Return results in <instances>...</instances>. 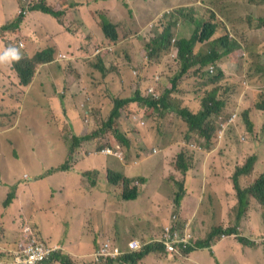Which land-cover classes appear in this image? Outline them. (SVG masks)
<instances>
[{"label": "rangeland", "instance_id": "rangeland-1", "mask_svg": "<svg viewBox=\"0 0 264 264\" xmlns=\"http://www.w3.org/2000/svg\"><path fill=\"white\" fill-rule=\"evenodd\" d=\"M14 1L0 0V28L11 23L19 15V11L24 5H28V8L18 29L0 31V45L19 47L23 56L28 58L34 56L35 50L53 48V51L52 61L39 65V67H44V71L37 68L34 88L21 90L26 101L24 111L22 109L24 103L20 104L21 109L18 108L16 112L0 109V176L3 179L20 177V183L31 181L25 179L24 176L27 175L28 178L33 179L40 172L34 170L37 165L35 157H43L49 151L52 152V155L46 158L48 161L52 160L51 164L55 167L72 162L71 156H65V152L72 143V137L76 133L83 135L86 129L78 132L76 126L65 125L61 121L62 108L56 109L53 106L50 109L45 101L47 105H42V108L38 110L29 102L34 99L35 94L36 99L43 98L38 90L41 82L47 77L50 78L49 88L53 97L71 104V109L79 111V115H89V117H93L95 124L97 123L95 130L92 127L89 129L91 133L96 131L97 137L92 143L85 142L79 148L78 145L75 146V143L72 144V147L75 146V153L81 148L85 149L84 153L89 155L91 151L100 149L104 144L108 146L119 144L126 155V162L122 163L131 167V160L135 159L134 161L139 164L134 169H127L126 174L136 176L129 179L139 182L138 189L141 196L133 200H124L119 190L110 186L108 191L95 190L91 196L85 195L86 191L78 187L79 176L74 175L70 179L56 174L52 179L36 181L37 186L34 192L28 193L30 200L45 202L48 197H55L56 206L51 207H72L73 205L76 207H104L97 210V220L99 223H105L106 232H111V235H106L105 239L113 241L121 250H125L126 242L132 239L137 238L149 243L157 238L163 226L169 222L174 213H177L181 219L191 220L190 226H185L188 230L192 229V226L198 227L196 229L198 240L205 239L211 232L210 229L218 224L231 228L233 224L229 225V216L235 215L233 207L237 205V197L230 177L237 165L245 164L251 156L254 158L251 173L239 178L238 183L242 189L248 188L259 173L264 172V114L256 109L258 103L264 98V30L258 34L264 25V0H214L210 2L212 11L209 13L208 20H212L215 24L222 20L226 24V28H221L226 34L219 32V35H231L233 38L230 39L237 42L239 50L248 49L255 55L251 63L247 65L256 79L254 85L249 84V88L243 85L244 79L247 78L248 68L242 64L238 65L239 61H230L228 64L222 65L221 69L213 70L212 74H208L209 66L204 68L198 66L179 76L181 66L178 55L176 57L175 48L171 47L168 52L160 55H150L149 52L143 51L145 48L143 42L145 36L143 35L148 36L155 26L157 27L152 31L155 36L161 33L164 28L172 27V43L180 38L190 37L194 32V26L189 24L185 18L193 9V6L189 4L198 0H94L90 2L91 7L106 6L104 11L95 10L93 12L92 20L95 24L99 27L98 13L104 14L112 11L117 21L115 25L119 36L118 40L124 42V39H128V42H125L123 48L118 46L119 41L111 43L103 39L104 33L100 26L97 30L100 36L90 33L83 39L78 38V43L75 44L59 39L58 44L61 51L64 52L57 51L56 45L52 41V35L56 29L61 28L60 24L64 26L67 24V20L62 18L65 11L68 10V6L72 8L83 5L87 0H49V2L46 0H16L17 5L13 6V3H16ZM42 1L45 4L50 3L51 9L54 8V11H60L63 15L57 20L42 13L29 14V9ZM56 4L61 6L57 7ZM138 9H140V18L132 20L129 10ZM148 14L149 17H147ZM160 14H162L161 19L153 21L156 15ZM76 17V14H73L69 20V26L73 30L77 29L74 23L78 22ZM195 17L197 18V16ZM132 21L137 22L138 28L132 27ZM45 32L46 35H42ZM126 35L132 36V39L125 38ZM20 43L23 44V48L20 47ZM108 44L113 46V55L111 60L107 61L106 67L116 79L112 81L111 75L108 74L107 81L102 82L99 75L91 76L96 68L89 66V59L90 63L98 62V55L95 56L96 58H92L91 55L97 48L100 52L102 50V53H105ZM207 48L208 44L196 47V49L204 51ZM241 55L244 56V53ZM62 56H66V59L62 60ZM212 66L215 68V65ZM9 69V65L0 66V76H4L6 87L15 90L16 85L8 84L7 72ZM10 76L18 81L12 70ZM217 77H219V81L212 84L211 81ZM155 81H159L161 84L159 87L161 95L171 89V84H175V89L171 94L172 99H176L181 107L188 108L193 113L201 110V101L205 98L203 97L205 92L218 86V99L225 103V107L218 116H213L211 121L217 123V118L224 119L231 110L237 108L240 100L242 108L236 112L237 126L227 127L221 144H218L215 138L216 131L211 133L209 143L207 141L202 143L205 139L198 134H191L194 135V140L189 142L188 125L176 111L168 110L160 115L159 110L144 104L142 106L141 103H130L119 110V117L114 120L111 129L106 128L105 132L100 131L99 127L106 123L113 108L114 99L142 95L144 90L141 89ZM44 86L47 85L44 84ZM82 96L85 97V103L79 106V103L84 101ZM148 111H151V114ZM134 112L138 113L132 114ZM141 112L143 117L139 115ZM131 114L135 115L139 121L145 122V126L141 127L137 125L138 121H132ZM45 115L55 116L58 124L43 125L46 123L41 118ZM245 120L249 122L246 123ZM220 122L223 121L220 120ZM29 128L36 132L34 136L27 132ZM120 136L128 141L127 146L123 145L119 139ZM4 141L10 145L13 143L12 147H9V144ZM48 142L51 144L49 145ZM34 144L37 146V150L31 152L30 147ZM197 144L204 149L200 150V146ZM154 148L158 150L157 154L152 153ZM13 152L14 155H12ZM36 153L39 154L36 156ZM181 153L184 154L188 168H190L186 173L178 168V157ZM81 156L83 157L82 154ZM112 161L117 164L116 160L112 159ZM106 165L107 162L104 159L87 157L84 159V163L78 165V168L94 167L98 169V174H104L102 168H105ZM109 172L120 173L124 176L120 168L116 166L105 170L106 175ZM199 180L203 190L199 195L201 204L197 208L188 209L185 212L183 209L176 208L174 201L182 188V183L185 184L187 190L191 189L192 184L197 189ZM212 183L217 186L214 188ZM59 185L63 187L62 195L57 193L56 186ZM205 185L209 187H205L204 190ZM118 186L122 191V184L119 183ZM227 189L231 204L235 203L236 205L230 208L212 206L207 195L223 199V194L220 193L226 192ZM193 191L196 196L198 190ZM25 198H27V194H25ZM9 199L13 200L12 197ZM188 204L184 207H194L193 204L196 205L195 198L188 200ZM0 207H2V203ZM251 207L253 208L250 212ZM228 208L229 212L226 213ZM203 209L215 212L206 213L205 210V215H203ZM218 209H222L221 212L217 211ZM249 210L242 220H239V226L236 229L237 233L241 234L238 228L244 226V235L251 241L255 240L258 247L255 249L244 248L246 246L240 245L235 236L219 235L213 239L209 246L212 250L214 243L225 240L219 243L220 248L215 250L218 258L214 256L213 259L217 264H233L235 256L243 264H264V207L253 203ZM38 214L35 212L29 217L22 215L19 221L22 226L19 225L13 233L0 229V242L9 238V242L12 244L13 241L18 240L23 225H29L34 235L40 238L37 225L32 224L29 219ZM247 217L249 220L247 219L248 223L245 226ZM113 219H116V222L112 223ZM200 222H203L202 226ZM21 241L23 240L21 239ZM197 252L194 260L189 256L179 258V260L169 256L166 258L167 254L164 252L159 254L153 252L147 256L146 260L139 258L138 264H215L208 250H197ZM88 258L83 264H92L91 257ZM71 262L76 263V261ZM130 264L132 263L130 262Z\"/></svg>", "mask_w": 264, "mask_h": 264}, {"label": "trees", "instance_id": "trees-1", "mask_svg": "<svg viewBox=\"0 0 264 264\" xmlns=\"http://www.w3.org/2000/svg\"><path fill=\"white\" fill-rule=\"evenodd\" d=\"M210 2L212 1L210 0L194 1L193 5H191L193 6V9L191 10L189 14L186 15L185 20L188 21L189 24L194 26V32L189 38H180L176 42V47L178 48V58H179L180 65H181V72L179 76L185 74L187 71L195 67L197 64L201 68H204L208 65H215L214 70L215 69L219 70L221 69L222 65L228 64V62L230 61H233V62L239 61L238 65L242 64V65H245V67H247V65H249L251 63V60L255 57L254 53L252 51H249L248 49L239 50L237 47V42L235 40L230 39V38H233L231 35H228V34L219 35V32L226 34V32L223 31L224 29H221V28H226V24L222 20L217 21L216 24L212 20H208L209 13L211 11ZM30 11H41L43 13L52 15L55 18H59V16L61 15V12L53 11L50 7L46 6L44 2L33 5L30 8ZM104 15L105 14L98 13V16H101V23L99 24L102 28V31L105 34V37L110 42H116L118 39L117 27L115 24L108 22ZM131 15L133 14L131 13ZM195 16H197V18ZM134 18L135 17H132V20ZM132 27L134 29L138 28L136 21H132ZM261 29L262 30L258 32V34L263 32L264 25L261 27ZM152 31L153 30H151V33L148 34V36L146 34L143 35L145 36L143 38V41L145 42L148 41L149 43L147 45V50L150 52V55H153V54L160 55L161 53L168 52L169 49L172 47V43H171L172 42L171 41L172 27H168L167 29L159 33L157 36H155L152 33ZM126 37L130 38L132 36L126 35L125 38ZM205 44H208V48L205 51L202 49H196L197 46H203ZM52 51H53V48L42 49L39 52H37L36 50V52L33 54L34 55L33 57L31 58L24 57V59L20 60L19 63H15L14 65H11V70L14 72L18 80V81L14 80L13 84L16 85V87L18 84L19 88L17 92L13 88L12 89L9 88L8 93H6L5 97H3L2 99L3 103L6 102L8 98H10L13 101V107H14L15 112L19 108L21 103H24V105H26L24 96H22L23 91L21 90L25 87H28L32 83L36 75V70L39 67V65L52 61ZM242 53H244V56L241 55ZM97 55L99 58L98 62L95 61L94 63H90L91 60L89 59V64H90L89 66H93L96 68V71L91 73V76L97 77L99 75L102 78V82H106L107 75L110 74L112 81H115L116 77L113 74H111L109 69L106 67L107 61L111 59L106 58L104 60V58L106 57V52L105 53L100 52ZM95 56L93 57L96 58ZM247 68L248 70L246 73L247 74L246 77H248V82L249 84L254 85L256 81L255 75L249 69V67ZM218 81H219V77L213 79L211 83L215 84ZM34 85H35V82L32 88H34ZM160 85L161 84H157L158 92H159ZM171 86H172L171 89L166 91L163 95L159 93L161 96L157 100L143 99L139 96V94H137V96L134 95L127 99H120V98L114 99L113 108L109 114V117L106 123H104L102 126L99 127L100 131L105 132L106 128L111 129L114 120L119 117V110L123 109L122 107L129 104L130 102L137 101L152 109L159 110L160 115L168 110L176 111L179 114V116L188 125V129H187L188 135H189L188 140H191L194 138V135H191V134H198L200 137L202 138L206 137V140H209L211 138V133H214L215 131H217V127H210V128H206L202 130L200 127L202 123L204 122V111L206 113H214L215 116H218L219 113L225 107V103H223L222 100L218 99L219 87L215 86L205 92L203 96L205 98L201 101L204 111L196 115H193L188 111V109L181 107L179 102L176 99H172L171 94L175 89V84L173 85L171 84ZM45 87L46 86H44V84L41 83L39 90L36 89L39 91V94L42 95L43 98L36 99V94H35V97L33 99L35 100L36 104H40V106L48 104V103L47 104L45 103V101L48 102V95H47V92L45 91ZM89 88H94V87H89ZM36 90H33V91L36 92ZM33 100L29 102L33 104ZM257 108L264 113V98L261 99V101L258 103ZM148 112L149 114H151V111H148ZM45 113L47 114L46 110H45ZM230 113L227 116H225V118H227L230 115ZM245 122L247 123L249 121L245 120ZM214 124L216 123L214 122ZM92 137H97L96 131L93 133L87 134L84 137H78V136L72 137V143H70L71 146L67 148L65 152V156L74 154L76 151L74 148L75 146L80 144L83 140H88ZM123 139L124 138L122 137V139L120 140H122L126 144V142ZM74 143L76 145L72 147V144ZM178 162H179L178 168L182 172L186 173L189 166L186 163L185 156L183 153L179 155ZM253 162H254V158H252V156L249 157L246 160L245 164L237 165L233 175L230 177V182L232 183L233 188L236 191V197H237V205L234 203L232 206H229V207H233L234 205H236L235 207H233L235 215L229 216L230 217L229 225L230 224H233V225H231V228H227L221 224H218L214 228L210 229L211 232L205 239L195 242L197 249L201 250V249L209 248L213 239L215 237H218L219 235L237 234L236 227L239 226V220H242L246 212L249 210V207L253 203H258L262 207H264V172L259 173L257 178L254 180V182L251 183V185L248 188L242 189L238 183L239 178L241 176L251 173L252 168H253ZM69 170H70L69 164L64 163L56 168L49 170L47 174L50 175L55 172H60V171L65 172ZM86 173L87 174H84V180H86L87 175H88L91 181V178L89 176L90 171H86ZM108 176L112 182L113 181L117 182L119 180L124 182L125 184V190H124L125 196L124 197L126 199L133 198L134 195L137 194L136 188H133V190L128 189V184L130 181L128 178L121 176L117 173H112V172H109ZM184 193H185V189H184V186L182 185V188L180 192L177 193L176 195L177 197L174 201L176 207H178V205L179 206L181 205V200L184 196ZM207 196L212 206L215 207L217 205V207H223V204L221 203L220 200H218V198H216L215 196L213 198L209 194ZM9 197L14 198V194H11V196H8V200H10ZM7 204H8V201H6L5 206ZM72 207H76V206L73 205ZM240 241L244 242L242 239H240ZM155 251H158V254H159L163 252V249L159 246L158 250H155ZM147 253L148 252L145 250L135 257L129 258L128 256H126L125 258L122 259V262L127 263V261L130 260L132 264H136L139 261V258L146 255ZM55 258L56 260L60 262V264H72V262L67 256L56 255Z\"/></svg>", "mask_w": 264, "mask_h": 264}, {"label": "crops", "instance_id": "crops-1", "mask_svg": "<svg viewBox=\"0 0 264 264\" xmlns=\"http://www.w3.org/2000/svg\"><path fill=\"white\" fill-rule=\"evenodd\" d=\"M93 0H87L84 2V6L78 5L70 8L67 11L66 18H67V24L64 27L58 28L55 30L54 34L52 35V41L56 45L57 51H61L60 45L58 44V41H64L66 40V43H78V38H85L90 33H93L94 35H99L97 33V26H95L94 21L92 20V12L93 7L90 6V2ZM105 5L100 6V9L105 10ZM109 15L113 18H115V14L112 11H108ZM107 13V14H108ZM76 14V18L78 22H74L77 26L76 30H73L69 26V20L70 16ZM97 33V34H96ZM104 39V38H103ZM67 49H69V46L66 44ZM10 67V66H9ZM44 67H39V70H43ZM3 75L0 76V103L5 97V94L8 93L6 90L5 92V82L3 80ZM11 78L8 77V80ZM45 85V89H47V95H48V105L55 106L57 108H62L63 112L61 113V121L68 126H76L78 132H81L82 130H88L89 127L92 124V121H89V124H85L83 122V117H81L76 111L71 109V107L68 106V104H63L60 101L56 100L52 94L51 90L49 88L50 86V78L45 77L44 80L41 82ZM2 87V89H1ZM19 88V85L17 84V87H15V91L17 92ZM94 99V98H93ZM72 106L71 104H69ZM100 106V104H99ZM3 107L14 109L13 107V101L8 98L6 102L3 103ZM25 105L22 106V109L24 111ZM33 107L40 110L42 108L40 104H36L35 100H33ZM21 109V106H19ZM50 111V109H49ZM68 112H70L68 114ZM86 118L87 115H86ZM46 124L43 125H57V120H55V116L52 115H45L43 118H41ZM27 132L30 135H35L36 132L33 131L31 128L27 130ZM76 136L79 134H75ZM47 136V134H45ZM5 142V141H4ZM7 143V142H5ZM9 147H12V144ZM50 145L51 143L48 142ZM37 150V146L34 144L30 147L31 152H35ZM12 154V153H11ZM15 153L13 152L12 155ZM39 153H36V156ZM83 155V149H79L75 154V166L84 163V159L81 156ZM52 152L49 151L45 153L43 157H35V160H37L36 169L40 172L37 176H35L33 179L30 177L29 182L26 183H20L18 178H9V179H3L0 176V204L2 203V207H0V229L1 231L7 230L8 233H13L14 230L20 225L19 219L22 218V215H27L29 217L30 214L38 212V215H33L29 219L31 220L32 224L35 226L37 225L40 233L42 234V237L47 239L49 242H52L53 245H62L63 251L60 253L63 255L68 256L72 261H76L78 263L76 264H82L86 263V260H88L89 256L91 257L92 253L96 251L99 247V245L105 240L106 235H111V232H106L105 223L104 222H98L97 220V210L104 207H51L56 206V203L54 201V197H48V199L45 200V202H35L29 199L28 193L34 192L37 184L36 181H44L48 179H52L54 176H56V173L61 174L65 178L72 179V176L76 175L79 176L80 182L78 183V187L82 189H86V193L91 196L92 192L95 190L98 191H108L109 188L106 187L104 183V174H98L96 177V182L94 184L91 183V186H85L87 183L84 181L82 177H80V169L78 171L73 170V163L71 164V170L66 172H56L52 175H46L45 174L53 169V165L51 164L52 160L48 161L46 157H51ZM106 162H109V159H104ZM117 165V164H116ZM115 165V166H116ZM104 172L105 168H102ZM95 171H98V169L95 168ZM131 177V176H130ZM136 177V176H134ZM89 179V178H88ZM93 178H91V181ZM31 184V185H30ZM213 184V183H212ZM88 185V184H87ZM214 188L217 186L216 184H213ZM212 185V186H213ZM208 185H205L204 187H207ZM211 186V187H212ZM229 188V185H228ZM59 193L61 194L63 191L62 186H58ZM198 190L196 196H194V191ZM14 191V192H13ZM202 187L200 180L197 185V189L192 184V187L190 190H186L184 199L181 201L180 209H183L184 212L188 209H195L198 205L201 204V199L199 195L202 192ZM52 192V190H51ZM220 193V192H217ZM11 194H14L13 200H8V196H11ZM25 194H27V198H25ZM223 194V199H218L223 204V207H229L232 206L234 203L231 204V200L229 198L228 189L226 192L220 193ZM227 194V195H226ZM49 195H50V189H49ZM228 196V197H227ZM227 197V198H226ZM192 198H195L196 205L194 207H184V205L188 204V200H192ZM6 201H8V204L5 206ZM34 202V203H33ZM36 204V206H35ZM190 205V204H188ZM196 206V207H195ZM6 207V208H3ZM217 208V205L215 206ZM230 208V207H229ZM229 208L227 209L226 213H228ZM253 207H251L252 209ZM198 209H201V207H198ZM222 209H218L217 211L221 212ZM209 213L215 212L206 210ZM183 212V211H182ZM251 212V210H250ZM202 214L205 215L204 209L202 210ZM249 217L245 219L246 224L248 223ZM114 220H112V223ZM62 224V225H61ZM34 226V227H35ZM4 227V228H3ZM241 232L244 230L240 227ZM138 234H141L140 232H137ZM8 245V243H6ZM217 248H220V246L217 245V243H214L212 245V252L214 256H216L215 250ZM198 252L195 251L189 255L190 259H195L194 256ZM217 257V256H216ZM218 258V257H217ZM235 261L233 264H243L242 262H239L237 260V257L235 256ZM218 261V259H217ZM215 262V261H214ZM42 264H60L57 261L50 260L47 262H44ZM215 264H217L215 262ZM221 264V263H219Z\"/></svg>", "mask_w": 264, "mask_h": 264}, {"label": "clouds", "instance_id": "clouds-1", "mask_svg": "<svg viewBox=\"0 0 264 264\" xmlns=\"http://www.w3.org/2000/svg\"><path fill=\"white\" fill-rule=\"evenodd\" d=\"M16 1V0H15ZM14 1V2H15ZM47 2H49V0H46ZM94 1V0H93ZM210 1H214V0H210ZM42 2H44V1H42ZM42 2H39V3H42ZM45 3V2H44ZM48 4V3H47ZM46 4V6H48L49 7V5H50V3L47 5ZM17 5V1H16V3H13V6H16ZM57 5V7H60L61 5L60 4H56ZM190 6L191 5H193V4H189ZM82 6H84V4L82 5ZM100 6H102V5H100ZM100 6H98L97 8H95V7H93V12L95 11V10H102V11H104L103 9H100ZM181 6H185V5H181ZM27 8H28V5H24V7H22V9H20V13H19V15L11 22V23H8V24H6V25H3L1 28H0V31H3V32H6V31H14V30H16V29H18L19 28V26H20V24L22 23V20H23V16H24V14L26 13V11H27ZM68 9H69V7H68ZM53 11H54V8L52 9ZM68 11V10H67ZM67 11H65V15H64V17L62 18L63 20H67V18H66V14H67ZM140 9H138V10H129V12H130V15H131V13L133 14L132 15V17H135V18H139L140 17ZM211 11H212V9H211ZM35 12H37V13H42V14H45L46 16H51V17H53L52 15H49V14H46V13H43V12H41V11H30V9H29V14L30 13H35ZM55 12H60V11H55ZM93 12H92V14H93ZM28 14V15H29ZM105 15V18H106V20L108 21V22H110V23H112V24H115L117 21H116V18H113V17H111L110 15H109V13L107 14V13H104ZM63 15V13L61 12V15L60 16H62ZM59 16V17H60ZM149 17V16H148ZM161 17H162V14H160V15H156V17H155V19L153 20V21H155V20H158V19H161ZM53 18H55V17H53ZM93 18H94V16H93ZM98 18H99V23H101V16H98ZM55 19H59V18H55ZM62 20V21H63ZM29 21V20H28ZM153 21H151V22H153ZM30 22V21H29ZM95 23V22H94ZM56 24V23H55ZM57 25V24H56ZM63 26L64 27V25L63 24H60V26ZM61 26V27H62ZM95 26H97V30H98V28L100 27V24H99V27H98V25L97 24H95ZM157 26H155L154 28H152V30H154L155 28H156ZM76 28H77V26H76ZM165 29H167V28H164L162 31H164ZM99 33V32H98ZM42 35H46V32L45 33H42ZM118 38H119V36H118ZM189 38V37H188ZM104 39L105 40H108L106 37H105V34H104ZM130 39H132V37H130ZM172 39H173V37H171V41H172ZM125 41L123 42L122 40H118L117 39V41H119L120 42V44L118 45L119 47H125V46H123L124 44H125V42H128V39H124ZM109 41V40H108ZM116 41V42H117ZM174 41V40H173ZM110 42V41H109ZM144 43H145V48H143V51H145V52H149L148 50H147V45L149 44L148 43V41L147 42H145V41H143ZM176 40H175V42L174 43H172V48H175V50H176V52H175V54H176V57H177V55H178V48L176 47ZM111 43H115V42H111ZM103 44V43H102ZM130 44V43H129ZM132 45V44H131ZM175 45V46H174ZM20 47L21 48H23V44L22 43H20ZM0 49H2V50H0V66H3V65H9L10 66V69H9V72H7V74H8V77H10L11 79L10 80H8V84H13V82H14V79H12V77L10 76V73H11V65H14L15 63H19L20 62V60H22V59H24V56H23V54H22V52H21V50H20V48L19 47H15V46H11V45H8V46H3V45H0ZM101 50V49H100ZM123 50H126V49H123ZM38 52H39V50H37ZM112 51H113V46L112 45H110V44H108L107 45V47H106V58H109V59H111L112 58ZM127 51V50H126ZM34 52H36V50L34 51ZM95 53H93L92 54V57L93 56H95V55H97V54H99L100 53V51H99V48H97L96 49V51H94ZM101 52H102V50H101ZM128 52V51H127ZM150 53V52H149ZM61 59L62 60H64V59H66V56H62L61 57ZM73 60V59H72ZM104 60H105V58H104ZM178 60H179V58H178ZM219 61V60H218ZM72 62H74V61H72ZM180 62V61H179ZM181 66V65H180ZM199 65L197 64L195 67H198ZM209 67H208V69H207V71H208V74L210 73V74H212L213 73V70H214V66H212V65H208ZM200 67V66H199ZM207 67V66H206ZM194 68V67H193ZM215 71V70H214ZM160 81V80H159ZM159 81H155V82H150L146 87H144L143 89H141V90H144V93L142 94V95H140L139 94V96L141 97V98H143V99H148V100H157L159 97H160V95H159V92H158V90H157V84H159ZM34 82H35V79H33V81H32V83L28 86V87H25V90H29V89H31L32 88V86H33V84H34ZM242 84V83H241ZM243 85L245 86V87H247V88H249V82H248V77L246 78V79H244V81H243ZM8 87H6V85H5V92H4V94L6 93V90L8 91ZM90 96V95H89ZM55 98V97H54ZM56 100H58V101H60L61 103H63L64 105L65 104H67L64 100H59L58 98H55ZM82 99H84V101L83 102H80L79 103V106H80V104H83V103H85V97H83L82 96ZM127 99V98H126ZM93 103H95V101H93ZM130 103H139L140 104V102H137V101H133V102H130ZM129 103V104H130ZM128 105V104H127ZM141 105H142V103H141ZM68 106L69 107H71L69 104H68ZM143 106V105H142ZM49 107H50V109L51 108H53V106L52 105H49ZM93 107H94V105H93ZM72 108V107H71ZM239 108H242V101H238V106H237V108L236 109H234V110H231L230 112V115L227 117V118H224V119H219L218 118V121H217V126H216V124H214V121H213V124H212V121H211V118H213V116H215V114L214 113H206L205 111H204V109H203V107H202V103H201V110L200 111H198L197 113H193V112H191L188 108H186V109H188V111L191 113V114H193V115H196V114H198V113H200V112H203L204 111V122L202 123V125H201V130L202 129H206V128H210V127H217V131L215 132L216 133V136H215V138H216V140H217V142H218V144H221L222 142H223V139H222V137H223V134L224 133H226V131H227V127H229L230 125H232L233 127H236L237 126V123H236V119L235 118H237V114H236V112L238 111V109ZM0 109L1 110H13L14 112H15V110L14 109H9V108H6V107H3V100L1 101V103H0ZM256 109H258L257 108V106H256ZM259 110V109H258ZM259 111H261V110H259ZM77 112V111H76ZM79 112V111H78ZM77 112V113H78ZM262 112V111H261ZM138 112H134V113H132V114H137ZM263 113V112H262ZM131 114V116H130V119L132 120V121H138V123H137V125H140L141 127H143V126H145V122H143V121H139V119H137V117L135 116V115H132ZM264 114V113H263ZM139 115L141 116V117H143V113L141 112V113H139ZM81 117H83L84 115H80ZM145 116V115H144ZM18 117V116H17ZM87 117L88 118H86V116H84L83 117V122L85 123V124H89V121H92V124H91V126L89 127V129L92 127L93 129H95L96 128V126H97V123L95 124V121H94V119H93V117H89V115H87ZM18 120H19V118H17ZM18 120H17V122H18ZM220 120L221 121H223V122H220ZM234 121V122H233ZM16 122V123H17ZM220 122V123H219ZM206 123V124H205ZM57 124H58V121H57ZM221 124V125H220ZM86 130V132L83 134V135H77L78 137L79 136H81V137H84V136H86L87 134H90L91 132H90V130ZM10 131H12V130H10ZM76 136V135H75ZM96 137H92V138H90V139H88V140H83L80 144H78V148L83 144V143H85V142H89V143H92L93 142V140L95 139ZM124 138V137H123ZM119 139H122V137L120 136L119 137ZM204 141L202 142V143H205L206 141L209 143V141L208 140H206V137H204ZM125 142H126V144L122 141V143H123V145L124 146H127L128 145V141L124 138L123 139ZM194 140V138L193 139H191V140H188L189 142H191V141H193ZM225 140V139H224ZM243 141H245V138H243ZM198 146H200V150H202V149H204L203 147H201V145H199V144H197ZM71 145H69V147H70ZM121 148H120V146H119V144H116V145H114V146H108L107 144H104L100 149H96V150H93V151H91L90 152V154L89 155H87V154H85L84 153V151H85V149H83V159H86L87 157H94V158H101V159H109V162L107 163V165L105 166V170L106 169H110V167H112V166H115L116 164H114L113 163V161H112V159H114V160H116L117 161V165H116V167H119L120 168V171L121 172H123V174H124V176L126 177V178H133L134 176H129V175H127L126 174V170L127 169H134V167H136V166H138L139 164H138V162L137 161H134L135 159H132L131 160V167H127V164L126 163H122V162H126V155H125V152H124V150H122L123 151V154H124V157H123V154L121 153ZM152 153L153 154H157L158 153V150L156 149V148H154L153 150H152ZM75 154V153H74ZM74 154H70V156H71V158H72V162H71V164L73 163V170L74 171H78V169H80V168H78V165L77 166H75V163L74 162H76V160H75V156H74ZM125 159V160H124ZM71 164H69V166H70V170H71ZM60 166V165H59ZM58 167V166H57ZM53 168H56L55 166H53ZM189 169L190 168H188V170L187 171H189ZM69 170V171H70ZM80 171H82L79 175H80V177H82L83 179H84V174H87L86 173V171H90V174H89V176H90V178H93V180L92 181H90V179H88L89 177H88V175H87V178H86V180H84V181H86V183L88 184H86L85 186L87 187V186H91V183L92 184H94L96 181V177H97V171H95V168L93 167V168H82V169H80ZM60 172H62V171H60ZM66 172V171H65ZM56 173V172H55ZM54 174V173H53ZM56 174H59V173H56ZM117 174H119V175H121L120 173H117ZM46 175H48L47 173L45 174V176ZM50 175H52V174H50ZM231 175V174H230ZM121 176H123V175H121ZM24 178L25 179H29L30 180V178H28L27 177V175H25L24 176ZM127 179V180H128ZM191 180H192V178H190ZM130 181H129V184H128V189H130V190H133V188H136L137 189V194L136 195H134V197L133 198H129V199H126L124 196H125V194H124V190H125V184H124V182L123 181H121V180H119V181H111L110 180V178H109V176L108 175H106L105 174V171H104V182H105V185H106V187L107 188H109V186L110 187H114V188H117L118 190H119V192H120V194H121V196H122V198L124 199V200H133V199H136V198H138V197H140L141 195L139 194V189H138V187H139V182L138 181H136V180H132L131 181V179H129ZM119 183H121L122 184V186H123V190L121 191V189H120V187L118 186V184ZM182 185L184 186V189H185V192H186V190H187V188H185V184L184 183H182ZM59 186H61V185H59ZM57 187V193L59 194V195H62L63 194V191H62V193L60 194L59 193V189H58V186H56ZM207 187H209V186H207ZM55 188V187H54ZM84 191H86V189H83ZM204 190H205V187H204ZM55 191V190H54ZM85 195H88L87 193L85 194ZM184 195H185V193H184ZM55 198V197H54ZM183 198H184V196H183ZM182 198V199H183ZM3 208H6V207H3ZM176 208H180V206L178 205V207H176ZM205 210H208V209H204V211ZM250 210H251V208H250ZM249 210V211H250ZM208 211H206V213H207ZM229 212V211H228ZM194 214V213H193ZM192 214V215H193ZM20 220V219H19ZM114 220V222H116V219H113ZM22 223H20V226H22L21 225ZM190 224H191V220L190 219H188V220H185V219H181L180 217H179V215L177 214V213H174L173 215H172V217H171V219L169 220V222L167 223V224H165L164 226H163V228H162V231L160 232V234H159V236L157 237V238H155V239H153L152 241H150L149 243H145V242H143V241H141L140 239H137V238H135V239H132V240H130V241H128V242H126L127 243V245H126V249L125 250H121L113 241H111V240H109V239H105L100 245H99V247H98V249L96 250V251H94L93 253H92V255H91V263L92 264H102V263H114V262H119V263H121V264H130V260H128L127 261V263H123L122 262V259L123 258H125L126 256H128L129 258L130 257H135V256H137V255H139L142 251H147L148 253L146 254V255H144V256H142L141 258L142 259H144V260H146V258H147V256H149V254H151V253H153V252H155V254H158V251H155V250H158V247L160 246L162 249H163V252L164 253H166L167 254V256H166V258H168V256L169 257H173V258H177L178 260H179V258H185V256H189L191 253H193V252H195V251H197V250H199V249H197L196 248V245H195V242H197V241H199L198 240V237H196V229L198 228V227H194V226H192V229H187V228H185V226H190ZM200 225L202 226L203 225V222H200ZM24 226H26V227H24ZM26 229H28V230H26ZM176 229H180V231H184V230H186L187 231V233H190L192 236H191V238L189 239V242H188V244H187V246L185 247V248H183L182 247V245H177L176 247H177V252H174V253H169V252H167L166 251V248H165V245L163 244V242H162V240H163V238H164V236L167 234V232L170 230L171 232L172 231H174V230H176ZM238 230L241 232V230H240V227L238 228ZM38 232V235L40 236V238L39 237H37L36 235H34V233H33V231H32V229L29 227V225H23V229H22V231H21V233L19 234L20 235V238L18 239V240H16V241H13V243L11 244L10 242H9V238H7V239H4V240H2L1 242H0V255H1V257H0V264H2V263H4V262H9V261H11L12 259H15V257L20 253V251H19V246L20 245H23L24 243H30L31 241H35V242H38V243H41V244H43L44 246H46V247H48V248H50V249H54L51 253H50V255L46 258V259H44L43 261H41V262H39V263H37V264H42V263H44V262H47V261H50V260H54V261H57V262H59L58 260H56V258H55V256L56 255H59V256H66V255H63V254H61L60 252L61 251H63L64 249H63V247H62V245H53L52 244V242H49L47 239H45V238H43L42 237V234L40 233V231H37ZM224 235V234H223ZM224 236H227V237H231V236H235L236 237V241L240 244V245H244V246H246V247H244V248H257L258 246H257V244H256V241L255 240H253V241H251V240H249L245 235H244V233L243 232H241V234H233V235H224ZM21 239L23 240V241H21ZM240 239H242L244 242H241L240 241ZM225 240L223 239V240H219L218 242H216L217 243V245H219V243H221V242H224ZM6 243H8V245H6ZM148 247H150V248H148ZM196 249V250H195ZM191 250V251H190ZM201 250H208L209 251V254H210V257L213 259V257H214V254H213V252H212V250H210V247L209 248H205V249H201ZM68 257V256H67ZM69 258V257H68ZM128 258V259H129ZM70 259V258H69ZM71 260V259H70ZM72 261V260H71ZM213 261H215L214 259H213ZM216 262V261H215ZM60 263V262H59ZM76 263H78V262H76ZM76 263H72V264H76ZM132 263V262H131ZM139 263V261L136 263V264H138ZM217 263V262H216ZM83 264V263H82Z\"/></svg>", "mask_w": 264, "mask_h": 264}, {"label": "built area", "instance_id": "built-area-1", "mask_svg": "<svg viewBox=\"0 0 264 264\" xmlns=\"http://www.w3.org/2000/svg\"><path fill=\"white\" fill-rule=\"evenodd\" d=\"M191 234L186 230L183 232L180 229L168 231L162 242L165 245L166 251L169 253L177 252V245H182L185 248L191 238ZM54 249H50L41 243L31 241L19 246L20 253L9 262L2 264H37L46 259Z\"/></svg>", "mask_w": 264, "mask_h": 264}]
</instances>
